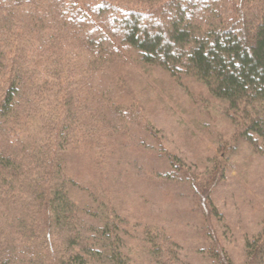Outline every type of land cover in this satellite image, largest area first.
Masks as SVG:
<instances>
[{"label":"trees","instance_id":"obj_1","mask_svg":"<svg viewBox=\"0 0 264 264\" xmlns=\"http://www.w3.org/2000/svg\"><path fill=\"white\" fill-rule=\"evenodd\" d=\"M131 59L201 86L221 143L264 150V0H0V264L175 259L107 196L91 156L137 117L128 100L147 83ZM254 245L245 264H264Z\"/></svg>","mask_w":264,"mask_h":264},{"label":"rangeland","instance_id":"obj_2","mask_svg":"<svg viewBox=\"0 0 264 264\" xmlns=\"http://www.w3.org/2000/svg\"><path fill=\"white\" fill-rule=\"evenodd\" d=\"M129 61L147 86L132 88L136 119L120 117L121 130L110 129L111 141L103 139L111 146L91 154L103 191L114 201L121 195L120 208L136 217L138 228L160 230L173 243L171 264H225L226 256L245 264L256 242L257 259L263 258L264 150L242 144L241 155L231 139L220 142L223 112L214 101L197 103L201 86ZM82 166L90 175L96 171L91 161Z\"/></svg>","mask_w":264,"mask_h":264}]
</instances>
